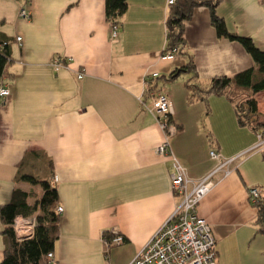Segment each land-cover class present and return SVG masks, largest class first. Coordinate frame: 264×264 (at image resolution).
Listing matches in <instances>:
<instances>
[{"label": "crops", "instance_id": "0c3cea01", "mask_svg": "<svg viewBox=\"0 0 264 264\" xmlns=\"http://www.w3.org/2000/svg\"><path fill=\"white\" fill-rule=\"evenodd\" d=\"M104 5L0 0V34L11 50L1 79L9 95L0 98V206L20 190L37 216L46 185L53 187L62 208L54 264L131 262L179 202L169 177L171 154L155 152L167 132L145 108L151 98L144 81L157 72L154 87L173 104L170 151L188 177L197 181L213 169L211 150L234 159L230 174L218 173L197 207L211 227L217 264H264V232L247 193L257 186L264 199V150L253 149L256 132L240 124L227 96L201 99L194 92L215 76L256 68L253 59L216 34L205 7L186 22L182 53L162 60L167 0H128L116 40ZM22 7L29 19L19 16ZM217 13L230 32L264 51V0H220ZM190 60L196 76L179 71ZM253 97V120L264 124V90ZM3 230L0 220V260ZM113 230L124 241L108 248L104 234L111 239Z\"/></svg>", "mask_w": 264, "mask_h": 264}, {"label": "trees", "instance_id": "16d2710c", "mask_svg": "<svg viewBox=\"0 0 264 264\" xmlns=\"http://www.w3.org/2000/svg\"><path fill=\"white\" fill-rule=\"evenodd\" d=\"M23 1V0H20ZM220 0H175L168 5L165 21V49L182 53L185 44L184 28L193 12L198 7L209 10L210 22L219 37L238 42L251 56L256 68L242 70L232 77L215 76L204 89L194 88L198 98L205 99L209 94H222L235 104L240 124L249 125L258 133L264 131V124L253 120L257 112L254 94L264 90V51L255 46L251 38L230 32L226 24L217 13ZM128 0H105L104 12L110 25H119L126 12ZM11 57L10 41L0 34V82L6 64ZM196 76L195 65L190 62L181 70ZM173 71L167 76L171 80L177 74ZM170 121V119H169ZM36 181L32 177H28ZM257 210V223L264 232V199L260 195L253 202ZM58 193L53 187L46 185L40 202V213L37 214V226L33 238L17 241L14 237L11 223L16 215L31 216L36 210L27 201V193L15 190L10 202L0 206V220L4 225L5 248L0 264H50L47 254L53 253L54 245L59 236ZM110 239V238H107Z\"/></svg>", "mask_w": 264, "mask_h": 264}, {"label": "built area", "instance_id": "2783aa9c", "mask_svg": "<svg viewBox=\"0 0 264 264\" xmlns=\"http://www.w3.org/2000/svg\"><path fill=\"white\" fill-rule=\"evenodd\" d=\"M174 1L167 0V4H172ZM19 16L23 19H29L30 12L22 7L19 10ZM118 29V25H111L112 40H116ZM16 41L20 42L21 38L17 37ZM174 55L175 51H167L164 46L160 58L171 60ZM54 66L58 69L61 64L59 61H55ZM82 76L83 74L80 72L78 78H82ZM158 77L157 72L146 76L144 87L145 92L151 98V104L145 108L155 116L157 122L167 132L165 141L155 149V152L160 155L171 154L169 177L172 192L179 197V202L146 246L128 264H217L216 243L211 227L204 218L198 215L197 207L215 186L216 175L220 173L225 177L230 174L229 165L234 159H222L217 151L211 150L209 156L216 162L213 169L197 181L188 177L183 165L170 151L168 138L176 130L175 125L169 121L173 113V104L164 92L154 87L153 80ZM8 95L9 89L0 82V98ZM256 138L253 149L264 150V131L256 133ZM54 180L56 181L57 178L54 177ZM247 193L252 203L261 195L257 186L249 187ZM61 211L62 208L58 207L57 212L60 213ZM36 226L37 218L35 215H16L11 223L14 237L19 242L33 238ZM110 233L113 234L111 239L105 238L104 234V241L108 248L123 243V237L115 230ZM47 260L50 264L55 263L53 253L47 254Z\"/></svg>", "mask_w": 264, "mask_h": 264}, {"label": "rangeland", "instance_id": "374dc122", "mask_svg": "<svg viewBox=\"0 0 264 264\" xmlns=\"http://www.w3.org/2000/svg\"><path fill=\"white\" fill-rule=\"evenodd\" d=\"M4 16H3V14H1V12H0V26H2V25H5L4 24Z\"/></svg>", "mask_w": 264, "mask_h": 264}]
</instances>
